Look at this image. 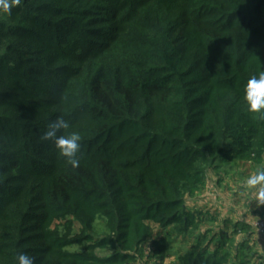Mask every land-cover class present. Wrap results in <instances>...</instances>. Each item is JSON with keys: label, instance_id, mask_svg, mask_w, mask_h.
Returning a JSON list of instances; mask_svg holds the SVG:
<instances>
[{"label": "trees", "instance_id": "trees-1", "mask_svg": "<svg viewBox=\"0 0 264 264\" xmlns=\"http://www.w3.org/2000/svg\"><path fill=\"white\" fill-rule=\"evenodd\" d=\"M260 70L264 0L0 11V264H264L253 225L213 233L219 215L186 204L210 173L264 159V115L242 100ZM57 118L81 135L76 169L41 140Z\"/></svg>", "mask_w": 264, "mask_h": 264}, {"label": "rangeland", "instance_id": "rangeland-1", "mask_svg": "<svg viewBox=\"0 0 264 264\" xmlns=\"http://www.w3.org/2000/svg\"><path fill=\"white\" fill-rule=\"evenodd\" d=\"M230 167V166H229ZM264 168V159L257 164L252 161H238L229 169L218 173H210L207 186L203 193L195 197H187L186 204L188 209L200 210L204 213L219 215L218 222L211 226L213 233L224 229L223 221L228 219L236 223L255 224L258 221H264V197L260 196L259 190H246L243 185L249 175L254 174L257 168ZM155 231L157 227L154 226ZM253 235L250 237V245L259 257L264 258V240L253 225ZM205 231V229H203ZM232 230H230V233ZM94 234L98 237L107 235V228L101 222L95 224ZM246 236H237V242ZM149 248L145 249V256L149 253ZM101 256L105 253L99 251ZM174 258L165 259L163 264H172ZM139 264H147L144 257ZM149 264H153L149 262ZM256 264H259L256 262Z\"/></svg>", "mask_w": 264, "mask_h": 264}, {"label": "clouds", "instance_id": "clouds-1", "mask_svg": "<svg viewBox=\"0 0 264 264\" xmlns=\"http://www.w3.org/2000/svg\"><path fill=\"white\" fill-rule=\"evenodd\" d=\"M22 0H0V11L11 14L12 10L19 7ZM242 100L246 110L251 114L264 115V70L252 75L242 88ZM70 128L69 122L63 118H57L47 126L41 140L51 141L59 157L63 158L66 165L76 169L80 165L78 153L81 149V135L78 132L62 134L63 130ZM243 187L246 190H259L260 196L264 197V168L258 167L257 171L249 175ZM17 264H34V259L26 253H18Z\"/></svg>", "mask_w": 264, "mask_h": 264}, {"label": "built area", "instance_id": "built-area-1", "mask_svg": "<svg viewBox=\"0 0 264 264\" xmlns=\"http://www.w3.org/2000/svg\"><path fill=\"white\" fill-rule=\"evenodd\" d=\"M254 228L261 234V237L264 240V221H258L257 223L253 224Z\"/></svg>", "mask_w": 264, "mask_h": 264}]
</instances>
